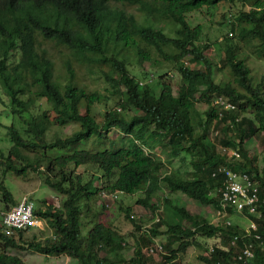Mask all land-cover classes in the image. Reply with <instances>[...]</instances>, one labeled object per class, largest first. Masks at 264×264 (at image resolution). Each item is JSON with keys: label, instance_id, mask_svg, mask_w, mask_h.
Instances as JSON below:
<instances>
[{"label": "trees", "instance_id": "16d2710c", "mask_svg": "<svg viewBox=\"0 0 264 264\" xmlns=\"http://www.w3.org/2000/svg\"><path fill=\"white\" fill-rule=\"evenodd\" d=\"M224 1L235 0H0V83L14 117L24 127L7 126L12 145L1 153L0 166L21 177L42 169L45 182L63 196L61 206L44 199L43 206L34 210L38 219L49 218L51 235L25 238L26 229L13 234L0 231L4 247L0 264H27L7 247L66 254L81 264H149L145 248L159 235H166L169 243L155 245L163 253L159 264H178L175 260L189 246L203 247L200 237H221L227 243L225 254L217 260L206 248L205 256H200L202 264H264V176L252 156L242 158L246 140L259 132L264 151V78L254 74L242 49L255 46L256 54L264 57V0H241L243 7L231 32L236 41L225 38L220 61L231 77L217 80L205 54L208 45L201 42L203 26L192 25L189 14L203 7L217 8ZM201 63L205 68L198 67ZM145 64L151 71L140 78L133 68L144 69ZM169 64L180 75L177 87L171 74L163 71ZM86 76L104 80L109 96L117 99L119 110L105 111L102 121L83 111L108 97L90 87ZM217 95L227 97L235 107L219 106ZM43 98L51 109L33 113ZM198 102L207 105L199 118ZM72 124L76 127L66 133ZM215 126L216 134L221 132L222 151L207 140ZM112 128L121 135L105 134ZM230 147L239 155L230 154ZM182 153L191 156L193 170L168 169L169 162ZM82 165L97 166L112 190L128 195L142 192L138 201L153 210L159 208L155 201L161 187L182 191L202 207L218 209L216 189L224 176L213 172L227 165L248 173L258 186L259 214L244 212L257 227L248 230L228 222L230 205L215 223L206 211L190 212L166 194L165 209L148 233L126 208L140 232L133 255L126 259L123 237L95 206L99 193L92 182L95 175L86 181L75 171ZM0 191L7 202H14L2 183ZM246 246L252 247L253 256L237 263Z\"/></svg>", "mask_w": 264, "mask_h": 264}, {"label": "rangeland", "instance_id": "374dc122", "mask_svg": "<svg viewBox=\"0 0 264 264\" xmlns=\"http://www.w3.org/2000/svg\"><path fill=\"white\" fill-rule=\"evenodd\" d=\"M243 7V2L241 0L235 1H224L218 5L217 8L213 7H203L200 10L193 11L189 14V20L192 25L201 24L203 26V33L201 42L207 43L208 48L205 50L206 56L212 62V66L216 75V79L219 80L222 77H231L229 71L227 70V65H221L220 61L223 56V42L228 36L236 41L235 33L231 32L235 26V16L239 13L240 9ZM249 8V7H247ZM243 51L247 56L248 63L252 66L253 72L258 78H264V57H259L256 54L255 46L245 45L243 46ZM192 65V64H191ZM200 68H205L204 64L201 63L198 65ZM150 70L149 66L145 64L144 69L140 67H134L133 72H136L141 78L143 72ZM155 74L156 72L152 70ZM163 71H167L171 74L172 81L175 87L180 83V75L177 70L174 69V65L169 64ZM154 74V75H155ZM152 75V76H154ZM156 76V75H155ZM85 81L90 87L99 88L105 91L108 96L102 102L95 103L90 107L89 111L95 118L99 121L103 120L104 112L107 110H119V105H116V98L109 96L106 88L109 86L102 79H97L96 77L86 76ZM207 105L204 102H198L195 109V114L198 116L203 115V111L206 109ZM51 109V106L47 103L46 99L43 98L36 103V106L32 108L33 113H39L44 110ZM248 115H252L251 112H247ZM25 116H28L26 114ZM199 118V117H198ZM257 119V118H256ZM257 121H260L259 119ZM15 123L21 130H24L22 120L15 118L12 112V105L10 103L9 95L3 89L0 83V155L2 152L7 153L8 149L12 145L10 140V135L7 132V126ZM76 127L75 124L69 125L65 128L66 133L72 132ZM217 126L213 127L209 132L207 140L217 148L222 151L224 145L220 141L221 132L216 134ZM105 134L110 137H117L121 135L120 131L117 128H112L110 130H105ZM262 134L258 133L253 139L246 140L247 152L246 156L242 155L243 159H248L252 156L253 164H256L260 170V174L264 176V151H263V142ZM84 145H79L83 147ZM159 154L164 157V153L160 148H157ZM234 151H237L236 148L229 149L230 154H235ZM166 159V157H164ZM239 160H235V163ZM176 169L183 173H189L193 170V165L191 163V156L189 154L182 153L178 157H174L168 164V169ZM76 173L80 172L83 174L84 179L89 181L94 174L93 183L99 188L98 200L95 204L96 208L102 209L104 212L101 215L106 222L110 223L113 229L123 237L124 239V248L122 249V254L124 257L130 258L133 255L134 247L136 246V238L140 234L139 231L135 228V223L129 219L126 215V208H131V214L141 225L143 232H149V228L153 226L154 222L158 221L159 212L163 213L164 200L162 197L166 194L169 195L173 202L186 207L190 212H201L206 211L210 216L212 222H217L218 215L216 207L209 205L204 206L189 196H187L182 191L170 192L165 187H161L159 190V200H156L157 207L156 210H153L151 207L145 206L140 203L138 199L143 196L142 192H137L135 194H123L120 191L112 190L108 179L102 175L101 170L94 165H82L75 169ZM0 183L4 184L10 192L13 194L14 202L6 201L4 194L0 191V208H5L6 206L12 207L18 203L25 196L33 199L35 202V208L43 206V201L46 199L48 203L55 204L56 206H61L63 196L57 190L50 187L45 182V176L42 172V169L39 171H29L25 177L17 176L13 173L7 172L2 166H0ZM106 187V188H105ZM105 190L108 193V196H103L102 191ZM213 194H217L212 191ZM112 194V196H111ZM113 195H116L115 197ZM109 200L110 204L106 208H102L104 202ZM228 212V211H227ZM231 214L228 218L233 223L239 224L240 226L251 229L253 220L249 218L245 213L234 209L229 211ZM162 216V215H161ZM91 223L89 224V226ZM165 228V226L161 227ZM53 224L50 222L49 218L39 219L37 225H31L25 232V238H32L36 235L38 238L43 239L46 236L52 234ZM203 242V247H198L196 245L189 246L186 251L181 253L179 257L175 260L178 264H202L203 260L201 255L205 256L206 248L208 251H213L214 259H221L225 254L224 246L227 245L226 241L221 237L218 239H209L206 237H200ZM168 243V238L166 235H159L155 237L154 244L145 248L147 254L150 255L151 260L149 264H159L161 261V249L155 248L156 244L166 245ZM178 243L170 245V248L176 247ZM248 245V244H247ZM154 246L155 250L151 252L150 248ZM161 246V245H159ZM158 246V247H159ZM0 248H4L3 244L0 243ZM9 253L17 254L21 256L27 264H81L77 259L72 258L66 254L60 255H48L42 252H39L34 249H18L16 247H7L5 248ZM170 249V250H171ZM242 249V248H240ZM240 249H237L240 251ZM166 248H162L164 252ZM169 250V251H170ZM236 250V251H237ZM124 264H130L125 262Z\"/></svg>", "mask_w": 264, "mask_h": 264}, {"label": "built area", "instance_id": "2783aa9c", "mask_svg": "<svg viewBox=\"0 0 264 264\" xmlns=\"http://www.w3.org/2000/svg\"><path fill=\"white\" fill-rule=\"evenodd\" d=\"M215 103L224 108L235 107V104L223 95H217ZM234 152L236 155H239L237 151ZM220 172L224 176V180L222 186L216 189L220 192L221 203L217 209L218 218L224 217L227 214V207L229 205L243 213L245 210L258 213V186L248 173L239 172L227 165H222L218 167V170L213 172V175L216 176ZM101 193L105 197L108 196L105 190ZM113 196L115 197L116 195ZM104 203L108 206L110 201L107 200ZM34 210L35 202L28 196H25L12 207L0 208V231L13 234L16 233L17 229H28L31 225H37L39 219L35 216ZM251 227L256 228V222H253ZM253 253L251 246L244 247L238 255L237 263L240 260L250 258L253 256Z\"/></svg>", "mask_w": 264, "mask_h": 264}]
</instances>
